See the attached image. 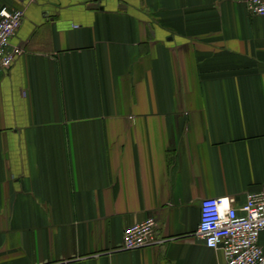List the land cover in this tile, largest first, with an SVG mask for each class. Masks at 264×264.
<instances>
[{
    "label": "crops",
    "instance_id": "0c3cea01",
    "mask_svg": "<svg viewBox=\"0 0 264 264\" xmlns=\"http://www.w3.org/2000/svg\"><path fill=\"white\" fill-rule=\"evenodd\" d=\"M2 7L24 10V52L0 72V264H222L201 203L264 185V16L244 0ZM149 217L157 243L123 250Z\"/></svg>",
    "mask_w": 264,
    "mask_h": 264
},
{
    "label": "built area",
    "instance_id": "2783aa9c",
    "mask_svg": "<svg viewBox=\"0 0 264 264\" xmlns=\"http://www.w3.org/2000/svg\"><path fill=\"white\" fill-rule=\"evenodd\" d=\"M253 15L264 16V0H244ZM24 10L2 7L0 10V72L7 70L23 54L12 38L21 26ZM157 221L149 217L130 225L123 232V250L140 249L157 243L154 230ZM264 230V185L247 193L241 207L233 198L209 197L201 203L197 235L207 247L222 249V264H264V250L259 243Z\"/></svg>",
    "mask_w": 264,
    "mask_h": 264
}]
</instances>
